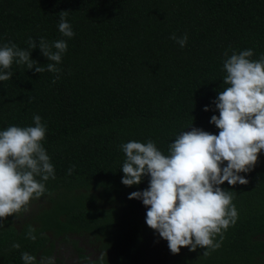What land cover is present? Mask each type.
<instances>
[{
	"label": "trees",
	"instance_id": "obj_1",
	"mask_svg": "<svg viewBox=\"0 0 264 264\" xmlns=\"http://www.w3.org/2000/svg\"><path fill=\"white\" fill-rule=\"evenodd\" d=\"M62 11H68L71 39L58 28ZM173 33L187 34L185 47L170 39ZM29 37L66 40L57 65L62 72L53 84V73L14 64L12 79L0 81V131L34 126L39 115L56 178L45 182L51 195L40 199L48 206H39L34 219L19 228L14 216L0 219V264H24L23 252L37 260L49 256L47 232L89 234L107 252L105 264H264V152L241 174L247 185L221 186L233 191L239 217L220 249L203 256L204 249L182 248L174 255L146 224L142 201L128 198L147 189L149 178L122 184L120 147L151 139L167 154L192 124L219 134L210 120L219 116L213 101L227 87L224 53L264 54V0H0V46L32 51ZM31 55L49 63L39 47ZM29 225L35 241L27 238Z\"/></svg>",
	"mask_w": 264,
	"mask_h": 264
},
{
	"label": "clouds",
	"instance_id": "obj_2",
	"mask_svg": "<svg viewBox=\"0 0 264 264\" xmlns=\"http://www.w3.org/2000/svg\"><path fill=\"white\" fill-rule=\"evenodd\" d=\"M58 15L60 33L73 38L75 33L66 19L68 11ZM170 39L183 48L188 36L173 33ZM27 44L32 51L39 47L49 63L40 65L32 59V51L9 42L0 46V81L12 79L15 64L40 74L53 73L55 84L62 72L57 65L68 50L66 40L50 43L40 38L37 43L29 37ZM229 51L231 55L226 51L223 61V83L227 87L213 101L219 116L213 115L210 120L219 129L218 135L192 124L176 136L167 154L151 139L146 143L132 140L120 146L125 154L122 184L132 187L149 178L147 189L132 192L128 198L142 201L147 209L146 224L167 241L174 255L180 254L182 248L192 252L204 249L203 256L220 249L224 233L235 226L239 217L233 191L221 186L225 182L233 187L247 185L249 181L241 174L251 172L264 152V54L253 59L252 49ZM33 121L34 126L12 125L0 131V219L18 218L30 211L31 201L46 193L51 195L45 182L56 176L43 146L47 126L39 115H34ZM73 170L74 166L70 167L68 174ZM35 233L36 229L29 225L27 238L35 241ZM12 247L21 246L14 243ZM105 256L107 252H100L95 258L83 260L105 264ZM21 257L24 264H56L54 256L42 255L37 260L23 252Z\"/></svg>",
	"mask_w": 264,
	"mask_h": 264
},
{
	"label": "rangeland",
	"instance_id": "obj_3",
	"mask_svg": "<svg viewBox=\"0 0 264 264\" xmlns=\"http://www.w3.org/2000/svg\"><path fill=\"white\" fill-rule=\"evenodd\" d=\"M47 198L38 199L31 201L30 211L23 217V222H17L18 225L23 223H28L29 219H26L28 215H35L39 212V206L45 208L48 206ZM102 205H104L102 203ZM116 228V227H115ZM114 228V229H115ZM117 229V228H116ZM75 237H71L70 241L76 242L77 246L74 248L72 243H66L61 241L57 246L54 257L56 259V264H78V254L79 251L83 253H88L90 257H96L102 250L101 245L97 243L93 237L89 234L82 233Z\"/></svg>",
	"mask_w": 264,
	"mask_h": 264
},
{
	"label": "flooded vegetation",
	"instance_id": "obj_4",
	"mask_svg": "<svg viewBox=\"0 0 264 264\" xmlns=\"http://www.w3.org/2000/svg\"><path fill=\"white\" fill-rule=\"evenodd\" d=\"M39 213V212H38ZM38 213H36L35 215H28L27 216V218L26 219H34L36 216H37V214ZM27 213H25V214H22V215H20L19 217H18V219L15 221V227L16 228H19V227H21L22 225H18L17 224V222H19V221H21V222H23V217L26 215ZM24 224H26V223H24ZM45 235H46V237H48V239H49V242H52L53 243V247H52V249H51V251H50V254H49V256H54V253H55V250H56V248H57V246L59 245V243L61 242V241H63V242H66V243H72L71 241H70V238L73 236V237H75V238H77L76 236L77 235H75V234H67V235H64V236H58V237H54L53 236V234H51V233H45ZM73 244V243H72ZM74 247V246H73ZM80 256L82 257V256H84V257H90L89 256V254L88 253H83L82 251H79V254H78V262H79V264L82 262L83 263V259L82 258H80ZM95 258V257H94ZM56 260V259H55Z\"/></svg>",
	"mask_w": 264,
	"mask_h": 264
}]
</instances>
